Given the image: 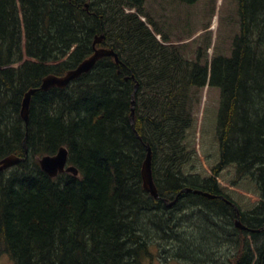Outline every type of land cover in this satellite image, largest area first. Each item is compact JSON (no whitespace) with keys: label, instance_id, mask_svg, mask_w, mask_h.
Instances as JSON below:
<instances>
[{"label":"trees","instance_id":"trees-1","mask_svg":"<svg viewBox=\"0 0 264 264\" xmlns=\"http://www.w3.org/2000/svg\"><path fill=\"white\" fill-rule=\"evenodd\" d=\"M147 2L0 0V160L28 150L0 172V256L14 264H208L225 230L233 248L217 264H264V0H235L226 52L216 34L206 48L171 40ZM98 47L119 63L104 57L66 87L33 93L26 125V92ZM61 147L77 176L41 170L38 158ZM146 147L157 199L142 186ZM182 218L188 235L169 236Z\"/></svg>","mask_w":264,"mask_h":264},{"label":"rangeland","instance_id":"rangeland-1","mask_svg":"<svg viewBox=\"0 0 264 264\" xmlns=\"http://www.w3.org/2000/svg\"><path fill=\"white\" fill-rule=\"evenodd\" d=\"M216 0H202L197 2L195 5L185 6L180 3L169 1V0H148L146 4V10L150 12L152 16L159 20L160 26L166 31L167 35L171 40H177L179 38L182 42H190L192 48L195 47L196 44H200L202 47L206 48L210 46V43L213 44L212 36L216 34V39L214 44L219 51L226 52L231 45V40L233 36L238 32V16L235 7V0H223L222 9L219 15H216L214 12V6ZM164 14L161 17L159 15ZM214 16H218V24L219 27L217 32L211 31L209 28L212 26ZM210 26V27H209ZM191 36V37H190ZM190 37V38H189ZM187 38V39H186ZM189 38V39H188ZM186 39V40H185ZM212 39V40H211ZM184 40V41H183ZM194 41V42H193ZM193 42V43H192ZM190 45V48H191ZM211 47V46H210ZM213 49V47H212ZM212 53V50H211ZM209 52L208 58L211 56ZM209 95L213 98L212 104H216V99L218 98V92L216 90L209 91ZM200 220L203 221L201 228L199 230L203 233H206L207 227L210 228V217L199 216ZM184 219V218H183ZM177 220V232L170 231L169 236L174 237L177 236L179 239L182 236H187L188 233L180 229L179 225L186 224L188 219ZM174 224L172 225V227ZM205 229V230H204ZM213 232V231H212ZM168 233H162L168 234ZM229 235L232 236V233L229 230H225L224 232L218 233V238H221L222 241L220 243L211 244L216 249L215 254L210 256L211 263L208 264H217L221 259L223 261H227V255L231 253L230 249L233 248L231 241L229 239ZM220 244V245H218ZM232 246V248H231ZM221 248V249H220ZM230 248V249H229ZM195 251L199 250V245L194 248ZM153 253L155 251L153 250ZM208 252L206 255L204 254L203 260H206ZM0 264H14L12 260L7 255L0 256ZM144 264H181L177 261H170L167 263H162L154 258L152 261L145 260Z\"/></svg>","mask_w":264,"mask_h":264},{"label":"water","instance_id":"water-1","mask_svg":"<svg viewBox=\"0 0 264 264\" xmlns=\"http://www.w3.org/2000/svg\"><path fill=\"white\" fill-rule=\"evenodd\" d=\"M102 38H98L94 41L93 45L100 44ZM104 57H112L115 62L118 61L116 54L110 50L103 47L94 49L93 53L83 60L78 66L74 69L67 71L62 76L48 75L42 79L41 89L49 90L51 88H64L71 81L76 80L81 75L88 73L96 62ZM137 86L135 87V89ZM34 93V90L28 91L23 98L21 105V117L27 122L28 121V111L30 105L31 95ZM134 119V102L132 101L131 108V120ZM67 157L68 151L65 148H60L58 152L53 156H43L38 159L39 166L43 172H45L51 178H55L58 174L64 172H70L73 175H77V170L73 167H67ZM21 162V159L10 155L0 160V171L8 169L14 165H17ZM152 152L150 148H147L144 162L142 164L141 176H142V186L143 189L150 194L153 198H158V193L156 187L153 183L152 178ZM197 193V192H194ZM211 197V196H210ZM212 198V197H211ZM236 225L240 230H245L246 227L240 225L239 221H236Z\"/></svg>","mask_w":264,"mask_h":264},{"label":"bare ground","instance_id":"bare-ground-1","mask_svg":"<svg viewBox=\"0 0 264 264\" xmlns=\"http://www.w3.org/2000/svg\"><path fill=\"white\" fill-rule=\"evenodd\" d=\"M87 6V5H86ZM98 38H102L101 39V42H100V44H102V42H103V40H104V35L103 34H100L99 36H96L95 38H94V41L96 40V39H98ZM93 44H94V42H93ZM103 48H106V49H110V48H107V47H103ZM110 50H112L113 52H114V50L113 49H110ZM93 53V52H92ZM115 54H116V52H114ZM116 57H117V59H118V61L117 62H115L116 64H118L119 63V58H118V55L116 54ZM88 58V57H87ZM86 59V58H85ZM84 59V60H85ZM82 62V61H81ZM80 64V63H79ZM78 64V65H79ZM77 65V66H78ZM137 86V84L135 85V87ZM56 88V87H55ZM30 90H34V93H36L37 91H39V90H41V91H45V90H43V89H41V84H40V86L38 87V88H34V89H29L28 91H30ZM50 90V89H49ZM27 91V92H28ZM46 91H48V90H46ZM26 92V93H27ZM134 106H135V104H134ZM132 108V107H131ZM21 111V110H20ZM20 117H21V114H20ZM22 118V117H21ZM24 121V120H23ZM28 121H29V111H28ZM28 121L27 122H25L24 121V123L27 125L28 124ZM133 121H134V119H133ZM131 122H132V120H131ZM133 123V122H132ZM61 148H64V147H61ZM146 148H148V147H146ZM66 149V148H65ZM67 150V149H66ZM147 150V149H146ZM58 152V151H57ZM13 156H15V157H17V158H19V159H21V162L22 161H24V160H26L27 159V157H28V150L26 149V145H24V156L23 157H18V156H16V155H13ZM8 157V156H7ZM43 157V156H42ZM41 158V157H40ZM39 159V158H38ZM145 159V158H144ZM67 161H68V157H67ZM144 162V161H143ZM19 164V163H18ZM15 166V165H14ZM67 167H73V168H75L74 166H70V165H66ZM13 167V166H12ZM11 168V167H10ZM10 168H8V169H10ZM8 169H5V170H3V171H6V170H8ZM76 169V168H75ZM151 169H152V164H151ZM77 170V169H76ZM3 171H0V172H3ZM45 173V172H44ZM64 173H70V172H64ZM77 173H78V170H77ZM63 174V173H62ZM70 174H72V173H70ZM59 175V174H58ZM57 175V176H58ZM73 175V174H72ZM78 175V174H77ZM76 175V176H77ZM75 176V175H74ZM142 177V176H141ZM152 178H153V176H152ZM153 183H155L154 182V180H153ZM154 185H156V183L154 184ZM156 187V186H155ZM157 190V189H156ZM183 191H187V192H190V193H193V194H199V195H201V197L203 196L204 198H208V199H214L216 196H214V195H212V194H209V193H207V192H204V191H202V190H198V189H195V188H192V187H186V188H184L183 190H182V192ZM194 192H197V193H194ZM148 193V192H147ZM212 198H211V197ZM176 197H178V195L176 196ZM176 197H175V199L173 200V204L174 203H177V201L178 200H176ZM154 199H157V198H154ZM172 206V205H171ZM183 219V218H182ZM236 221H239V223H240V225H242V226H244L241 222H240V219H239V215H237V218H236V220L234 221V224H235V226L237 227V225H236ZM245 227V226H244ZM208 228V227H207ZM238 228V227H237ZM239 229V228H238ZM205 230V229H204ZM240 230V229H239ZM248 232V231H247ZM256 235V234H255ZM221 249V248H220ZM174 257V256H173ZM176 258V257H175ZM250 258V257H249Z\"/></svg>","mask_w":264,"mask_h":264}]
</instances>
